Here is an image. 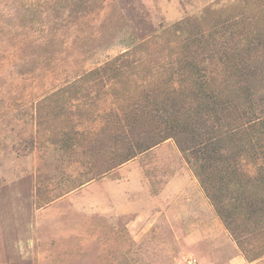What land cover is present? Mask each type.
I'll list each match as a JSON object with an SVG mask.
<instances>
[{"label":"rangeland","instance_id":"obj_1","mask_svg":"<svg viewBox=\"0 0 264 264\" xmlns=\"http://www.w3.org/2000/svg\"><path fill=\"white\" fill-rule=\"evenodd\" d=\"M186 55L204 75L186 79ZM247 68L262 99L264 0H0V264H264V216L232 231L194 148L132 122L144 94L206 109L196 84L235 93ZM256 140L230 171L262 195ZM138 142L158 143L115 166Z\"/></svg>","mask_w":264,"mask_h":264},{"label":"trees","instance_id":"obj_2","mask_svg":"<svg viewBox=\"0 0 264 264\" xmlns=\"http://www.w3.org/2000/svg\"><path fill=\"white\" fill-rule=\"evenodd\" d=\"M180 24L178 26H183L182 29L185 28L186 31V26L183 23ZM178 26L175 25L176 31L179 29ZM205 49L206 47H203V50ZM186 50H190V48ZM244 51L241 48L234 50L233 56H228L229 62H239L240 57L244 59ZM237 52L239 54H236ZM108 67L107 64L102 69ZM183 68L188 80L189 76L194 78L198 71L201 73L203 70H207L194 57L188 55L183 60ZM119 69L120 67L115 66L112 69L113 74L119 75L120 71L115 73ZM201 74L204 75V73ZM254 75H256L255 69H244L241 79L238 80L241 82V86H237L235 93L232 87L234 85L216 91L212 81H209L207 86L196 84L197 89L194 90V94L200 97L201 94L208 91V94L212 95L210 98L212 105L208 103L207 106L205 105L206 109H204V105L193 108L192 103L188 100L190 112L187 109L185 99L179 98L177 95L164 92L165 96L156 99L150 93L144 94L149 101H152L151 107L146 114L135 116L132 119V122L136 124L135 126L140 127V132L146 134L145 136L149 135V131H151L153 134L156 133V141L176 137L183 139L184 145L187 146L185 149L194 148L191 150L197 159V172L202 176L204 188L211 189L210 192L215 193L213 194L214 198L211 199L216 203L218 215L232 231L243 226L240 221L247 222L248 225L259 213L264 216V193L259 194L257 186L246 174L239 172L236 168L230 171L233 167V161L244 154L243 149L248 139L256 137V141L259 140L260 142L257 148L264 150V115L259 116L260 113H264V108L259 114L256 111L258 107L255 105L261 98H257L252 90ZM262 99L260 103L264 105V96ZM209 109L213 110V116L212 118L209 116L208 118L211 119L206 120L205 115L210 111ZM255 113L256 116H253ZM214 116H216V121L211 122ZM242 119L250 121L249 127L247 126L248 128L244 130H241ZM153 124L156 127L158 125L157 132H155ZM157 143L151 142V144L143 145L142 142H138L132 146L131 152H124L117 156L115 166L127 162L137 154L157 145ZM257 148L250 155L258 154ZM224 149H227L228 153H222ZM262 155L264 156V154ZM259 178L264 182L263 172L259 174ZM14 184L15 182L11 186L13 187ZM217 188L222 190L220 193L224 197H221L219 193L217 194ZM1 231L3 232L2 229ZM2 245H5V240L0 235V248Z\"/></svg>","mask_w":264,"mask_h":264}]
</instances>
